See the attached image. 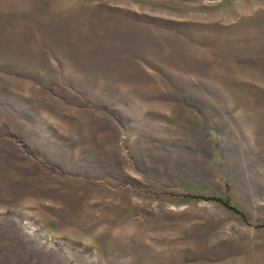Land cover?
Segmentation results:
<instances>
[{"label": "rangeland", "instance_id": "rangeland-1", "mask_svg": "<svg viewBox=\"0 0 264 264\" xmlns=\"http://www.w3.org/2000/svg\"><path fill=\"white\" fill-rule=\"evenodd\" d=\"M0 264H264V0H0Z\"/></svg>", "mask_w": 264, "mask_h": 264}, {"label": "trees", "instance_id": "trees-1", "mask_svg": "<svg viewBox=\"0 0 264 264\" xmlns=\"http://www.w3.org/2000/svg\"><path fill=\"white\" fill-rule=\"evenodd\" d=\"M196 199V198H195ZM199 199H203V200H206V201H214L218 204H220L224 209L228 210V211H231L239 216H241V214L233 207L230 205L229 201L227 199H222V198H205V197H202Z\"/></svg>", "mask_w": 264, "mask_h": 264}]
</instances>
